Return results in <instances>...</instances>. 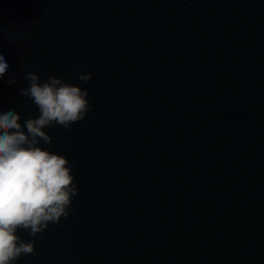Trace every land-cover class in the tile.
I'll use <instances>...</instances> for the list:
<instances>
[{
	"label": "water",
	"instance_id": "water-1",
	"mask_svg": "<svg viewBox=\"0 0 264 264\" xmlns=\"http://www.w3.org/2000/svg\"><path fill=\"white\" fill-rule=\"evenodd\" d=\"M0 50L22 119L27 72L92 105L45 129L78 193L18 264H264V0H0Z\"/></svg>",
	"mask_w": 264,
	"mask_h": 264
},
{
	"label": "clouds",
	"instance_id": "clouds-1",
	"mask_svg": "<svg viewBox=\"0 0 264 264\" xmlns=\"http://www.w3.org/2000/svg\"><path fill=\"white\" fill-rule=\"evenodd\" d=\"M11 66L8 53L0 50V79ZM78 78L88 82L91 74ZM8 79L15 82L19 76L12 70ZM25 79L28 86L20 92L36 105L37 117L22 119L15 108L0 103V264H18L34 254L35 239L23 240L20 231L36 237L68 218L78 193L73 165L43 147L52 141L45 129L70 130L92 110L87 89L51 75L41 82L33 72Z\"/></svg>",
	"mask_w": 264,
	"mask_h": 264
}]
</instances>
